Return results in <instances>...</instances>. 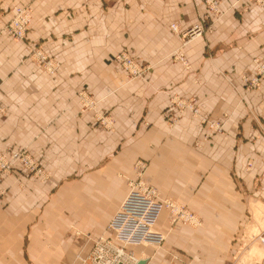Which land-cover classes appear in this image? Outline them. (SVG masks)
I'll list each match as a JSON object with an SVG mask.
<instances>
[{
    "label": "crops",
    "instance_id": "1",
    "mask_svg": "<svg viewBox=\"0 0 264 264\" xmlns=\"http://www.w3.org/2000/svg\"><path fill=\"white\" fill-rule=\"evenodd\" d=\"M16 5L32 9L23 40L3 29ZM221 8L222 17L182 46L171 24L200 23L201 0H0V154L26 152L46 171L40 180L17 163L0 169V264H73L76 250L86 258L140 159L144 179L162 197L191 205L202 227L174 223L163 210L155 229L165 239L136 246L139 261L161 264L180 249L196 264H227V243L261 227L264 80L247 90L243 76L264 60V7L222 0ZM34 49L56 63L55 74ZM121 50L148 66L144 78L123 83L114 61ZM179 50L187 65L175 58ZM83 91L95 109L82 108ZM173 96L195 99L201 115L169 121Z\"/></svg>",
    "mask_w": 264,
    "mask_h": 264
},
{
    "label": "built area",
    "instance_id": "2",
    "mask_svg": "<svg viewBox=\"0 0 264 264\" xmlns=\"http://www.w3.org/2000/svg\"><path fill=\"white\" fill-rule=\"evenodd\" d=\"M206 7V12L200 23L187 29H180L177 24H171L173 32L182 37V46L187 45L194 38L201 36L208 30L207 20L214 21L225 14L221 8L222 0H201ZM250 4L264 7V0H248ZM246 10V8H244ZM32 20V9L29 5H16L13 7V15L4 26L7 32L15 40H23L26 37ZM33 54L43 68L50 74L55 73V62L42 50L34 49ZM177 60L187 65L184 52L179 50L175 55ZM114 61L123 70V83L127 84L135 79L144 78L148 72V66L140 63L128 50H121L114 56ZM255 73L252 76H243L247 90H253L260 86L264 80V60L255 59ZM82 108L95 109L98 101L87 92L80 93ZM190 111L195 116L201 115V110L195 99L173 96L166 115L171 122H175L184 112ZM98 121L105 127H110L112 121L106 115H99ZM202 121L208 127L219 132L222 124L211 121L202 116ZM11 156L13 158H11ZM10 158H4L0 154V169L13 167V162L18 160L20 168L26 173L34 176H46V171L40 164L26 152L12 153ZM147 162L140 159L135 163V180L129 181V191L119 209L111 219L107 234L94 240L90 254L84 258L80 255L77 260L81 264H137L139 256L134 248L143 244H162L165 235L155 229L162 211L167 209L171 215L172 222H183L195 226L201 225L198 214L185 204L172 198L162 197L156 187L144 179ZM258 241L264 248V229L258 235ZM177 258V256H175ZM256 264H264L256 263Z\"/></svg>",
    "mask_w": 264,
    "mask_h": 264
},
{
    "label": "rangeland",
    "instance_id": "3",
    "mask_svg": "<svg viewBox=\"0 0 264 264\" xmlns=\"http://www.w3.org/2000/svg\"><path fill=\"white\" fill-rule=\"evenodd\" d=\"M27 35V34H26ZM32 54V53H31ZM116 55V54H115ZM136 57V56H135ZM37 60V59H36ZM38 61V60H37ZM39 62V61H38ZM40 64V63H39ZM56 65V63H55ZM40 66L42 67L43 70H45L43 68V66L40 64ZM46 71V70H45ZM47 72V71H46ZM57 72V68H55V73ZM48 73V72H47ZM54 73V74H55ZM50 74V73H49ZM90 95V94H89ZM91 96V95H90ZM20 152V151H17ZM16 153V152H13ZM12 154V153H11ZM10 154V156H11ZM9 156V158H10ZM11 158H13L11 156ZM15 163H17L19 166V162L18 160H15L13 162V164L15 165ZM39 163V162H38ZM40 167L42 169H44L41 165ZM33 175V174H30ZM36 178L40 179V180H44L45 177H41V176H35ZM180 201V200H179ZM184 203V202H182ZM187 204V203H184ZM189 207L192 208L191 205L187 204ZM194 209V208H193ZM195 210V209H194ZM197 212V210H195ZM169 212V211H168ZM198 213V212H197ZM170 214V213H169ZM199 216V215H198ZM200 218V216H199ZM201 219V218H200ZM202 221V219H201ZM183 223V222H182ZM188 226H190L191 228H201L202 226H195V225H191L188 223H184ZM77 229V228H74ZM264 229V221L261 223V227H247L245 230V234L244 237H240L239 239L233 240L230 243H227V247L229 249V259H227V264H256V261H260L262 258H264V250L260 247V245L257 243V240L254 239L253 240V234H259V232ZM76 232V233H75ZM74 237L75 238H79V236H82L84 234L80 233V231H75ZM77 238V239H78ZM95 239V238H94ZM92 238V240H94ZM93 242V241H92ZM144 246V245H143ZM145 247V246H144ZM138 248V247H137ZM137 250V249H136ZM172 251V255H176L177 258L175 257H171V255L169 256V258H167V260H164L161 264H196V260L193 259V257H191V255L189 253H187L186 250H178V249H173L170 250ZM91 252V251H90ZM78 251L76 250L74 252V257L72 259L71 262H73V264H81L80 261L77 260V256L79 254H77ZM140 254V252H137ZM170 253V254H171ZM90 254V253H89ZM88 254V255H89ZM152 252L148 251V255H151ZM77 255V256H76ZM81 256V255H80ZM140 256V255H139ZM259 257L258 259H256V257ZM256 260V261H255ZM80 262V263H79ZM261 262H264V259H262ZM138 263V262H137ZM199 263H201V260H199Z\"/></svg>",
    "mask_w": 264,
    "mask_h": 264
},
{
    "label": "bare ground",
    "instance_id": "4",
    "mask_svg": "<svg viewBox=\"0 0 264 264\" xmlns=\"http://www.w3.org/2000/svg\"><path fill=\"white\" fill-rule=\"evenodd\" d=\"M138 80H139V79H138ZM259 233H260V232H259ZM258 235H259V234H256V235L253 234L252 236H253V240L256 239V240H257V243L260 245V243H259V241H258ZM260 247L264 250V248H263L261 245H260ZM255 257H256V259L259 258V257H257V256H255ZM262 259H264V258H262ZM262 259H261L260 261H256V260H255V261H256L255 263H258V262H259V263H263V262H261Z\"/></svg>",
    "mask_w": 264,
    "mask_h": 264
},
{
    "label": "water",
    "instance_id": "5",
    "mask_svg": "<svg viewBox=\"0 0 264 264\" xmlns=\"http://www.w3.org/2000/svg\"><path fill=\"white\" fill-rule=\"evenodd\" d=\"M145 260H140L137 264H145Z\"/></svg>",
    "mask_w": 264,
    "mask_h": 264
}]
</instances>
